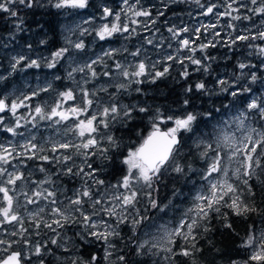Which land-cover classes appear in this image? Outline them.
Listing matches in <instances>:
<instances>
[{"label": "snow or ice", "instance_id": "1", "mask_svg": "<svg viewBox=\"0 0 264 264\" xmlns=\"http://www.w3.org/2000/svg\"><path fill=\"white\" fill-rule=\"evenodd\" d=\"M189 3L200 9L199 15L215 16L216 22L192 27L165 20L167 48L172 51L158 59L153 60L143 46L130 50L126 45L102 49L83 63L75 59V53L87 47L86 36L104 42L115 37L129 41L141 29L149 34L144 42L160 52L165 38L156 41L161 31L156 25L166 15L160 9ZM89 7L90 0H0V14L15 18L13 31L0 47L8 48L16 33L26 31L21 11L56 9L58 15L60 10L71 9L79 14L78 10ZM219 7L225 10L220 12ZM160 9L144 5L143 0H119L116 8L101 4L99 25L95 24L97 16L89 15L64 27V32L79 33L75 40L65 35L63 46L35 58L30 55L33 44L27 43V52L10 57L9 75L46 68L52 79L16 99L0 97V132L13 138L0 141V264H145L143 259L130 261V257H151L152 264H177L180 258L186 264H201L202 241L219 256L227 255L209 239L219 229L235 238L239 237L238 222L255 216L264 224V94H255L251 86L257 81L264 85L258 75V70L264 71V0H223L222 5L160 0ZM257 16L261 17L259 26L253 22L238 30L233 23L252 22ZM225 18L231 30L228 40L217 30ZM245 43L247 56L259 58V65L247 57L237 60L231 77L217 75L210 82L207 78L218 58L207 50L223 46L234 51ZM48 44L46 38L38 41V47ZM65 59L68 66L62 77L56 70ZM175 65L185 82L183 98L173 101L176 107L156 103L146 86L168 78ZM193 73L201 76L192 81ZM77 74H81L79 79ZM101 78L103 83L97 84ZM5 79L0 75V81ZM60 80L72 86L57 92L53 106L29 103L41 93L55 91L53 83ZM201 96L211 101L203 111L192 103ZM213 97L231 100L216 107ZM21 108L29 109L28 114H18ZM7 114L13 122H6ZM217 115L221 119L212 131L202 132L201 127L207 128ZM37 119L55 125L72 123L65 129V139L40 144L35 135L26 137L18 131L28 124L36 127ZM28 161L38 162L44 179L31 180L32 173L25 176L22 169ZM109 165L108 175L115 182L101 177ZM53 176L78 179L79 186L69 195ZM166 180L173 187L171 199L163 203L156 194L160 186L167 187ZM181 182L185 186L191 182L188 194L176 186ZM177 199L187 200L188 205L175 219L156 224V218L148 215L151 210L167 214L177 207ZM30 205L37 207L32 210ZM150 219L153 223L148 224ZM4 225L14 227L8 230ZM96 245L102 247V257L97 251L83 254ZM236 247L238 255L246 252V258L230 259L228 264H264V228L250 225Z\"/></svg>", "mask_w": 264, "mask_h": 264}, {"label": "rangeland", "instance_id": "2", "mask_svg": "<svg viewBox=\"0 0 264 264\" xmlns=\"http://www.w3.org/2000/svg\"><path fill=\"white\" fill-rule=\"evenodd\" d=\"M118 3H119V0H90V7L88 9L78 10L79 14H76V11H75L72 16H70L68 18H64V20L58 24L59 30L61 32V39H60L61 45L59 47L64 45V36L65 35H69L70 38L74 39V40L79 36L78 32L76 34H70V33L64 32L63 29L65 26H74L75 24L80 23L82 19L87 18L89 15H96L97 20L95 21V24L99 25V23H101V21L99 20V6L101 4H106L109 7L116 8ZM143 3L146 6L154 4L158 8V6L160 4V0H143ZM202 3H204L206 5L210 4V3H216L218 5H222L223 0H202ZM249 6H251V5H249ZM224 10H225L224 7L218 8V11H220V12H223ZM199 12H200V9H198L196 5L192 9H188V11L186 12L187 14L182 19L183 23L187 24L189 26H192V27H196L200 23L207 24V23H215L216 22L217 18L215 16H207L206 17V16L199 15ZM190 13H191V15H190ZM234 14H236V13H234ZM241 14H243V10H241ZM140 19L143 20L144 18H140ZM260 19H261V17L257 16V17H253L252 22H249V21H233V23L237 24L238 30H242L244 27H251L253 22L257 26H259ZM165 20H167V19L160 18L159 22L156 25L157 28L161 29V31L156 34V41L159 42L161 37L165 38V43L163 45V49L160 52H158L157 49L153 48L150 45H147L144 42V38L146 36H149V34L147 32H145L143 29H141L140 30L141 34L137 37H134L133 39H131L129 41H124L123 39H121L119 37H115L110 41H107V42L101 41L100 45H96V43L99 40H94L93 36H89V38L87 40L84 37L83 39L85 40L87 47L83 52L75 53V59L79 63H83L84 61L89 60V58H95V55L101 53L102 49H107L109 47L121 48L123 45H126L130 50H135L136 47L143 46V48H145L147 50V54L153 60L158 59L162 55H164L165 53L172 51V49L167 48V43L169 42L168 41L169 34L167 33L166 28L164 27ZM167 21L169 23H176L179 25L180 24L179 22L181 20L170 19ZM227 22H228L227 18L223 19L221 21L222 27L220 29H217V30H220L222 32L224 40H228V31H231V30H228L226 28ZM84 27H88V25H84ZM11 31H13V25H12ZM253 31H255V29H253ZM21 33H25V32L22 31V32L16 33L15 41H12L9 43V47L6 50V56H5V60L3 63L4 65L0 69V75L11 76L12 74L11 75L8 74L10 71V67H9L10 57L12 55H15L17 52H20V51L27 52V48L25 47L26 44H24V45L16 44V42L20 43V39H19L18 35H20ZM8 35H9V33H6L5 36L3 37L4 42L7 40ZM205 37L207 39H211V36H208L207 33H205ZM149 38H151V37H149ZM28 43L33 44L34 51L32 53H30V55H32L33 58H35L37 54H39V55H49L50 54L47 51H42L39 49V47L36 45L37 40L29 41ZM244 45H246V43ZM174 47H175V45H174ZM218 47L222 48L223 46H218ZM239 49L240 48H238L236 50L238 51ZM247 53H248V49H245V51H243L237 55V58H242V56L244 54L247 55ZM121 59H123V57ZM129 59H131V58L129 57ZM67 66H68V61H67V59H65L62 62V64L60 66H58V69L56 70V74H58V75L60 74L59 73V71H60L59 68H60L61 72L63 73V76H64L65 75V68ZM80 75L81 74H77V79L80 78ZM217 75L222 76V77H231L232 72H229L226 69H221L218 71ZM260 76L262 78H264V71H261ZM51 79H52V75H51L50 70H48L46 68H41L39 70L35 69L34 73L21 74L17 80L12 79L10 85L1 92L0 97L7 96L10 99H16L17 97H19L23 94H30L32 89H35L38 85L43 86L44 84H46L47 80H51ZM96 83L97 84L103 83V78H101ZM66 85L69 87L72 86L71 82L65 80V82L64 81L62 82L61 87L55 88V91L50 90L48 93H41L39 97L34 98L29 103L31 105H35L38 103L39 104H46L50 108L51 106H53L55 104L57 92L64 90V87ZM254 85H255V87H253V90H254L255 94H257V95L264 94V85H262L261 81H257L256 83H254ZM91 86L92 85H89V87H91ZM22 112L25 115H27L29 112V109L22 110ZM18 114H20V112H18ZM220 119H221V117H218V118L212 120V122L209 124V126L207 128H204V127L201 128V131L210 133L212 131V126L215 125L216 122ZM6 122H13V117L7 118ZM36 123H37L36 127H33L31 124H29L26 127L20 128L18 131L24 132L26 137L28 135H35L37 138V140H36L37 143L45 144V142L50 141V140L51 141H57V140L65 139V129L68 127L69 124L72 123V121L70 120L68 122H65L64 124L55 125L51 121H40L37 119ZM236 135L239 136L240 133L236 132ZM1 138H2V135L0 134V141H2ZM68 138H70V135ZM4 139H3V142L6 143L8 139H13V138L10 136V134L5 133ZM20 139H21L20 137L14 138V140H20ZM190 143H191V141H189V144ZM46 146H50V145H46ZM76 162L80 163L79 158H77ZM37 163H34V164L28 163V167L25 169H22V171H24L26 177H28L29 173H32V175L30 177L31 180H41V179L45 178L44 174H42L38 171V168L36 167ZM49 167L51 168V166H49ZM51 170L53 172L55 171V169H51ZM53 179L56 180L58 186H60L61 188H66L68 190L69 195L71 194V192L76 187L79 186V180L78 179L72 180L69 177H65V176H60L59 178H57V176H53ZM17 184L19 185L20 182L18 181ZM29 186L32 187V185H29ZM191 187H192V184H190V187L184 188V189H187V190H184V192L186 194H188L189 188H191ZM61 199H63V197H61ZM174 204H176L177 207L168 210L167 214L159 213V212H157V210L152 212V214H157L155 217H152V218H156L154 222L156 224H160V223H163L169 219H175L179 215V212L181 210H183V208H185L188 205V201L185 200L183 203H181L180 201H177V202H174ZM40 206H44L43 201L40 202ZM36 207H37L36 205H30L29 206V208L32 210H35ZM21 212L23 213L22 209H21ZM172 213L175 214L174 217L170 216V214H172ZM148 215H149V213H148ZM161 217H162V219H161ZM147 223L151 224V223H153V220L150 219ZM2 227L7 228L8 230H11L14 226L13 225H4ZM256 228L258 230L261 228H264V224H262L261 221L259 220V223L256 225ZM246 255L244 256V254H243V255L238 256V257L233 258V259H245ZM150 258L151 257H149V259ZM152 259L153 258L150 259L148 264H152ZM229 260L230 259H227L224 262V264H228Z\"/></svg>", "mask_w": 264, "mask_h": 264}, {"label": "trees", "instance_id": "3", "mask_svg": "<svg viewBox=\"0 0 264 264\" xmlns=\"http://www.w3.org/2000/svg\"><path fill=\"white\" fill-rule=\"evenodd\" d=\"M195 7V4L189 3V4H173L170 6L169 9H161L166 12L165 17H162L164 19L170 20V19H178L181 20L179 23L181 24L182 19L184 16L187 14L186 12L188 9H192ZM160 8V4L158 6V9ZM74 10L71 9H66V10H60V14L57 15V10L56 9H41V8H36L33 10H24L19 13L20 17L24 21V28L26 31L25 33H21L18 35L20 39V43L16 42L18 45H24L27 44L29 41H34L37 40L36 45L38 46V41L41 38H46L49 41V44L44 47H39L40 50L42 51H47L51 52L55 49H57L61 45V32L59 30L58 24L64 20V18H68L74 14ZM15 22V18H7L6 14H0V44L4 42L3 37L5 36L6 33H9L12 29V25ZM46 34V35H45ZM89 36H86L85 39L87 40ZM3 40V41H2ZM101 41H98L96 45H100ZM240 48L238 51L236 49ZM8 48H3L0 47V69L3 67V63L5 60L6 56V50ZM247 49L246 45H240L235 48L234 51L229 50L228 48L225 47H217L215 49H208L207 51L209 52L210 55L217 57L218 59L212 63V68H213V74L212 76L208 77L207 79L210 82H214L215 77L217 76V73L221 69H226L229 72H233L235 70V64L237 60H243L246 57H248L246 54L242 56V58H237V55ZM199 56V53H197ZM121 59L122 57H118ZM252 63L259 65L260 60L259 58L252 56L248 57ZM111 63V61H109ZM35 69H29L26 71H18L15 73H12L11 76H6L7 79L0 81V95L1 92L6 89L12 79L17 80L21 74H29V73H34ZM59 75L63 77V73L61 72V69L59 68ZM179 65H175L170 71L171 75L166 78L165 80L158 82L157 85L154 86H146V90L148 93L151 95H154L156 97V103L159 104H168L172 105L173 107H176V105L173 104V101L182 99L183 98V85L185 82L179 78L178 73L180 71ZM253 70H258V69H253ZM261 71L258 70V75H260ZM201 76L200 73H193L192 75V81L197 80ZM65 82V80H60V81H54L53 83V88H59L62 85V82ZM255 87V85H252V88ZM103 95V94H101ZM166 97V98H165ZM212 99L215 100V106L219 107L221 105V101L223 103H228L231 98L224 99V97L216 98L213 97ZM151 102V101H149ZM192 103L195 105V107L203 111L207 108H209L211 101L207 97H197L194 98ZM22 110H25V108H21L18 110L20 114H24ZM25 115V114H24ZM12 117L10 114H7L6 119ZM220 117L219 115L216 116V118ZM215 118V119H216ZM212 122V120H211ZM210 122V123H211ZM29 125V124H28ZM203 128V126L201 127ZM2 135V141L5 137V133L0 132ZM117 135H123V133H117ZM125 141L128 142L129 138L127 136L124 137ZM135 139V137H133ZM5 140V139H4ZM29 164H34L37 162L33 161H28ZM96 166L99 167L101 166V162L99 160L96 161ZM197 167H200V162H197L196 164ZM122 167V166H121ZM112 171L111 166L109 165L107 167V172H102L101 177L106 180V182H114V178L111 175H108ZM193 180L198 179L197 177H193ZM167 184V187L165 186H160L159 191L156 194L158 200H160L163 203H167L169 199H171V191H172V183L168 182L167 180L165 181ZM191 182L185 186L182 182L178 183L176 186L177 187H182L183 190H187L184 188L190 187ZM259 200V197H257ZM180 201L179 199L175 200L174 202ZM156 210H151L149 212L150 217H155L157 214H152ZM158 212V211H157ZM170 216L174 217L175 214L172 213ZM259 218L258 217H252L251 219L247 220L246 222H238L236 224V232L239 233V237H242L246 234V231L250 225H256L259 223ZM27 227V224L25 225ZM218 227V226H217ZM75 230L69 231L68 235L72 236L73 232ZM239 237L231 238L227 237L223 234V229H219L217 232L212 234L209 239H211L216 247H219L222 249V251L226 252L227 255L221 257L218 254L215 253L214 249L210 250V247L207 243V241H202L201 242V247L204 249V252L202 255H200L199 259L201 264H224V262L227 259H233L238 256H241L244 254L246 255V252H241L239 251L238 255V249L236 245L239 243ZM88 247V246H85ZM83 251V249H82ZM92 251H97L99 255L102 257L103 251L102 247L99 245H96L95 247L89 248L88 252H84L83 254L87 256L90 252ZM132 259H143L145 261V264H148L150 259L149 257H143V258H134L130 257V261ZM177 264H186V261L184 258H180V260L177 261Z\"/></svg>", "mask_w": 264, "mask_h": 264}]
</instances>
